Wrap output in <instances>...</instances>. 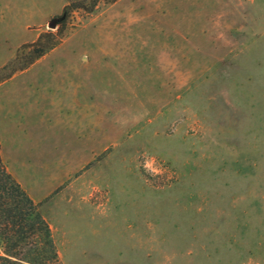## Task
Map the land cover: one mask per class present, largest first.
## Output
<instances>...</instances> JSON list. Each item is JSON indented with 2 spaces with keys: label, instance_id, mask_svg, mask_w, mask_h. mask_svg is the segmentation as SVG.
<instances>
[{
  "label": "rangeland",
  "instance_id": "374dc122",
  "mask_svg": "<svg viewBox=\"0 0 264 264\" xmlns=\"http://www.w3.org/2000/svg\"><path fill=\"white\" fill-rule=\"evenodd\" d=\"M79 1L0 0V69ZM61 32L0 86L61 264H264V0L101 1Z\"/></svg>",
  "mask_w": 264,
  "mask_h": 264
},
{
  "label": "trees",
  "instance_id": "16d2710c",
  "mask_svg": "<svg viewBox=\"0 0 264 264\" xmlns=\"http://www.w3.org/2000/svg\"><path fill=\"white\" fill-rule=\"evenodd\" d=\"M101 1L81 0L64 7L59 23L66 26L77 10L94 11ZM61 27L57 32L41 33L36 41L23 44L16 57L0 69V86L17 73L28 70L60 43ZM0 264H61L50 224L21 183L5 164L0 144Z\"/></svg>",
  "mask_w": 264,
  "mask_h": 264
},
{
  "label": "water",
  "instance_id": "95a60500",
  "mask_svg": "<svg viewBox=\"0 0 264 264\" xmlns=\"http://www.w3.org/2000/svg\"><path fill=\"white\" fill-rule=\"evenodd\" d=\"M63 18H56L55 20H53L50 24H49V28L50 29H54L56 28L57 22L59 23Z\"/></svg>",
  "mask_w": 264,
  "mask_h": 264
},
{
  "label": "crops",
  "instance_id": "0c3cea01",
  "mask_svg": "<svg viewBox=\"0 0 264 264\" xmlns=\"http://www.w3.org/2000/svg\"><path fill=\"white\" fill-rule=\"evenodd\" d=\"M3 153V152H2ZM2 157H3V160H4V155L2 154ZM5 161V160H4ZM8 167V166H7ZM8 170L11 172V174H17V170L13 169V168H10L8 167Z\"/></svg>",
  "mask_w": 264,
  "mask_h": 264
}]
</instances>
